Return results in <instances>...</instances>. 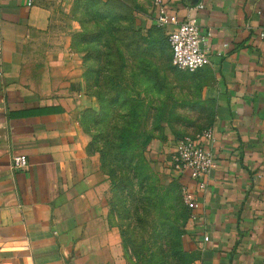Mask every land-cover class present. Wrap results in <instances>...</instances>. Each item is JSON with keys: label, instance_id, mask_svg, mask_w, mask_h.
Listing matches in <instances>:
<instances>
[{"label": "crops", "instance_id": "1", "mask_svg": "<svg viewBox=\"0 0 264 264\" xmlns=\"http://www.w3.org/2000/svg\"><path fill=\"white\" fill-rule=\"evenodd\" d=\"M58 2L0 0V264H128L76 120L88 97ZM166 8L211 31L210 63L195 72L215 107L217 167L196 192L187 238L199 264H264V0H167ZM20 154L28 166L17 170ZM179 178L198 191L189 175Z\"/></svg>", "mask_w": 264, "mask_h": 264}, {"label": "rangeland", "instance_id": "2", "mask_svg": "<svg viewBox=\"0 0 264 264\" xmlns=\"http://www.w3.org/2000/svg\"><path fill=\"white\" fill-rule=\"evenodd\" d=\"M53 6L81 55L88 100L76 120L98 158L105 208L127 263L199 264L187 238L190 208L159 156L172 153L170 139L210 126L215 107L203 97V75L172 64L166 29L146 19L155 15L153 0Z\"/></svg>", "mask_w": 264, "mask_h": 264}, {"label": "built area", "instance_id": "3", "mask_svg": "<svg viewBox=\"0 0 264 264\" xmlns=\"http://www.w3.org/2000/svg\"><path fill=\"white\" fill-rule=\"evenodd\" d=\"M167 0H153V11L158 25L166 28L172 51V64L178 69L195 72L210 63L208 37L211 31L203 33L197 19L187 16L180 20L167 13ZM203 8L202 4H199ZM264 35V34H263ZM215 139L214 129L210 125L196 137L184 136L173 139L172 153L166 164L177 176L189 175L198 188L192 191L182 184L184 200L190 208V218H197L199 202L196 192H203L207 187L209 175L217 167V157L212 143ZM28 166V158L24 154L16 155L13 168L20 170ZM209 237L205 236V240Z\"/></svg>", "mask_w": 264, "mask_h": 264}, {"label": "trees", "instance_id": "4", "mask_svg": "<svg viewBox=\"0 0 264 264\" xmlns=\"http://www.w3.org/2000/svg\"><path fill=\"white\" fill-rule=\"evenodd\" d=\"M171 59H172V51H171ZM212 124V122L210 123V125ZM175 139H177L176 137H174ZM178 179H179V181H180V178L179 177H177ZM180 184H181V188H182V183H181V181H180Z\"/></svg>", "mask_w": 264, "mask_h": 264}]
</instances>
